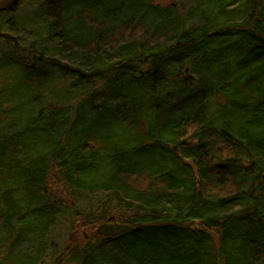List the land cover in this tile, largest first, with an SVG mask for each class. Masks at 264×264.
Returning a JSON list of instances; mask_svg holds the SVG:
<instances>
[{
  "label": "trees",
  "instance_id": "16d2710c",
  "mask_svg": "<svg viewBox=\"0 0 264 264\" xmlns=\"http://www.w3.org/2000/svg\"><path fill=\"white\" fill-rule=\"evenodd\" d=\"M0 264H264V0L4 2Z\"/></svg>",
  "mask_w": 264,
  "mask_h": 264
},
{
  "label": "rangeland",
  "instance_id": "374dc122",
  "mask_svg": "<svg viewBox=\"0 0 264 264\" xmlns=\"http://www.w3.org/2000/svg\"><path fill=\"white\" fill-rule=\"evenodd\" d=\"M7 1L8 0H0V8L2 7V4ZM157 1L162 3L170 2V0H157ZM90 233L91 232L87 229H80L78 231L71 232V230L69 229L68 220H65V222L61 220L53 234L56 244L58 245V247H60L61 245H63V243L66 244L67 242H70V244L81 245L85 241L90 240V236H89ZM32 245H33L32 241L28 242L24 246V250H27V252L31 251Z\"/></svg>",
  "mask_w": 264,
  "mask_h": 264
}]
</instances>
